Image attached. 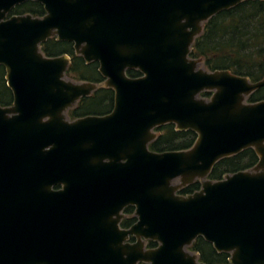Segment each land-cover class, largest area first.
<instances>
[{
    "label": "water",
    "instance_id": "water-1",
    "mask_svg": "<svg viewBox=\"0 0 264 264\" xmlns=\"http://www.w3.org/2000/svg\"><path fill=\"white\" fill-rule=\"evenodd\" d=\"M24 1L0 0L13 95L0 105V264H207L188 249L199 236L227 264H264V99L247 101L264 77L190 55L206 21L244 0H34L44 15L7 17ZM50 37L97 61L104 81L67 78L68 55L41 50ZM101 85L114 91L112 111L69 120ZM166 123L193 130V145L151 150ZM247 148L253 167L207 178ZM195 180L198 190L177 192ZM128 205L137 219L123 228Z\"/></svg>",
    "mask_w": 264,
    "mask_h": 264
},
{
    "label": "trees",
    "instance_id": "trees-1",
    "mask_svg": "<svg viewBox=\"0 0 264 264\" xmlns=\"http://www.w3.org/2000/svg\"><path fill=\"white\" fill-rule=\"evenodd\" d=\"M11 13H30L33 16H42L45 13L43 5L34 0H27L16 5ZM41 50L46 56L55 57L67 54L70 64L66 74L78 81L102 83L103 76L98 70V63H86L82 56L74 51L73 43L50 37L41 44ZM190 55L201 57L204 67L213 71L216 69H229L233 73L245 75L251 81L264 77V0H244L237 5L221 10L204 24L203 32L195 38ZM127 74L137 77L141 73L136 69H128ZM209 91L201 93L209 97ZM264 99V86L252 92L248 102ZM13 101L11 90L6 85L5 68L0 65V105L7 106ZM114 104V91L109 87H99L92 95L82 97L67 114L71 119L86 115H104L110 112ZM157 136L149 143L154 151L178 150L190 148L197 134L191 130H177L173 123H166L155 128ZM258 156L252 148L224 157L212 167L207 178L218 180L225 174L234 173L253 167ZM200 181L187 184L179 190L181 194H189L200 188ZM130 214L121 220L122 227H128L136 221L133 207L125 209ZM133 239V237H131ZM147 247L157 245L155 241L148 240ZM191 251L198 254L199 260L207 264L226 263L229 253L217 252L211 243L199 236L189 246ZM142 264V263H140Z\"/></svg>",
    "mask_w": 264,
    "mask_h": 264
},
{
    "label": "flooded vegetation",
    "instance_id": "flooded-vegetation-1",
    "mask_svg": "<svg viewBox=\"0 0 264 264\" xmlns=\"http://www.w3.org/2000/svg\"><path fill=\"white\" fill-rule=\"evenodd\" d=\"M24 2H25V1H24ZM24 2H22V3H24ZM20 4H21V3H20ZM17 5H19V4H17ZM15 6H16V5H15ZM15 6H14V7H15ZM14 7H13V8H14ZM13 8H12V9H13ZM12 9L9 11L7 17H8V16H11V15H21V14L11 13ZM23 14H26V13H23ZM44 14H45V13H44ZM62 41H65V40H62ZM77 55H78V54H77ZM80 56H81V55H80ZM68 57H69V55H68ZM82 58H83V57H82ZM69 59H70V57H69ZM84 61H85V60H84ZM85 62H86V61H85ZM90 62H91V61H90ZM96 62H97V61H96ZM86 63H89V62H86ZM97 63H98V62H97ZM69 64H70V62H69ZM69 64H68V66H69ZM67 69H68V67H67ZM67 69H66V71H67ZM65 75H66L67 78H70V77L66 74V72H65ZM70 79H72V78H70ZM73 80H75V79H73ZM76 81H78V80H76ZM102 86H103V85H101V87H102ZM99 87H100V86H99ZM99 87H97V88H99ZM103 87H105V86H103ZM97 88H96V89H97ZM109 88H110V87H109ZM96 89H95V90H96ZM95 90H94V91H95ZM94 91H93V92H94ZM93 92H92V93H93ZM92 93H91L90 95H92ZM90 95H88V96H90ZM84 97H86V96H84ZM81 98H82V97H81ZM81 98H80V99H81ZM80 99H79V100H80ZM77 103H78V102H77ZM113 106H114V104H113ZM74 107H75V106H74ZM71 109H72V108H71ZM112 109H113V108H112ZM111 111H112V110H111ZM111 111H110V112H111ZM67 112H68V111H67ZM108 113H109V112H108ZM106 114H107V113H106ZM67 117H68L69 120H73V119H71V118L68 116V114H67ZM154 130H155V128H154ZM179 131H181V130H179ZM155 132H156V131H155ZM61 187H62L61 185H55V186H53V189L58 190V189H61ZM180 189H181V188H180ZM180 189H179V190H180ZM179 190L177 191L178 193H179ZM180 194H181V193H180ZM129 206L133 207L132 205H128V206H126V207L123 208V210H122V214H123L122 219H123L124 217H128V216H130V214L127 213V212L125 211V209H126L127 207H129ZM133 211H134V207H133ZM133 215H134V212H133ZM134 216H135V215H134ZM122 219H121V220H122ZM136 219H137V217H136ZM120 223H121V221H120ZM131 225H132V224H131ZM131 225H130V226H131ZM120 226H121V225H120ZM121 227H122V226H121ZM128 227H129V226H128ZM123 228H127V227H123ZM131 237H133V236H129V238H128V241H129V242H133V241L135 240L134 237H133V239H131ZM146 243H147V242H146ZM156 243H157V242H156ZM156 246H157V245H156ZM156 246H154V247H156ZM145 247H146V248H153V247H147V244L145 245ZM188 249H189V247H188ZM189 250H190V249H189ZM190 251H191V250H190ZM193 252H194V251H193ZM195 253H196V252H195ZM229 257H230V254H229ZM229 257H228V258H229ZM228 258H227V262H226V264L228 263ZM198 259H199V256H198ZM202 262H203V261H202ZM142 264H144V263H142ZM214 264H224V263H214Z\"/></svg>",
    "mask_w": 264,
    "mask_h": 264
},
{
    "label": "rangeland",
    "instance_id": "rangeland-1",
    "mask_svg": "<svg viewBox=\"0 0 264 264\" xmlns=\"http://www.w3.org/2000/svg\"><path fill=\"white\" fill-rule=\"evenodd\" d=\"M211 93V92H210Z\"/></svg>",
    "mask_w": 264,
    "mask_h": 264
}]
</instances>
